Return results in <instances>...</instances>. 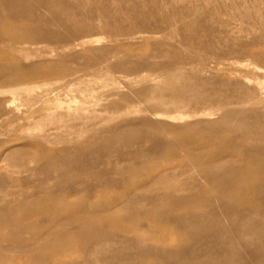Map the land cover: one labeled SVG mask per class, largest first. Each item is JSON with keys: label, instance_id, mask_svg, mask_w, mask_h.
Instances as JSON below:
<instances>
[{"label": "rangeland", "instance_id": "1", "mask_svg": "<svg viewBox=\"0 0 264 264\" xmlns=\"http://www.w3.org/2000/svg\"><path fill=\"white\" fill-rule=\"evenodd\" d=\"M0 264H264V0H0Z\"/></svg>", "mask_w": 264, "mask_h": 264}, {"label": "bare ground", "instance_id": "2", "mask_svg": "<svg viewBox=\"0 0 264 264\" xmlns=\"http://www.w3.org/2000/svg\"><path fill=\"white\" fill-rule=\"evenodd\" d=\"M15 4V3H14ZM21 89H25L26 90V88H21ZM21 89H19V90H21ZM238 192V191H237ZM89 242H91V241H89Z\"/></svg>", "mask_w": 264, "mask_h": 264}]
</instances>
